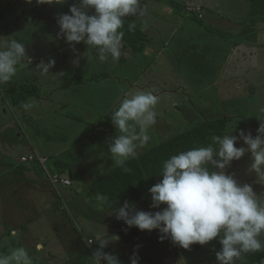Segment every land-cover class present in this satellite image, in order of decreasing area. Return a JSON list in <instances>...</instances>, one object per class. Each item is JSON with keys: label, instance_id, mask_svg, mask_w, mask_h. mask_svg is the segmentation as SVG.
I'll return each instance as SVG.
<instances>
[{"label": "rangeland", "instance_id": "1", "mask_svg": "<svg viewBox=\"0 0 264 264\" xmlns=\"http://www.w3.org/2000/svg\"><path fill=\"white\" fill-rule=\"evenodd\" d=\"M73 4L79 6V0L51 5L0 0V47L11 38L20 39L31 59L30 64L23 61L12 81L0 85V252L24 246L34 264H94L91 258L99 245L89 246L86 239L105 228L119 240L104 251L121 264H130L134 251L139 264H217L216 252L222 247L218 238L187 258L170 239L161 242L158 230L128 228L117 220L115 209L125 200L137 210L166 207H150L148 190L160 181L141 184L138 201L121 195L103 204L88 186L92 177L116 165L112 160L98 169L92 162L108 151L110 139L118 134L111 113L125 95L136 91L158 97L156 124L149 130L152 139L138 155L201 123L222 119H228L227 130L237 135L239 130L251 131L255 137L264 113V0H142L146 15L127 16L125 21L135 20L141 29L146 19L143 31L154 36V42L139 53L123 45L118 61L109 57L105 62L95 51L87 52L84 43L70 45L58 38V18L70 14ZM188 5L201 10L190 11ZM85 11L94 14V9ZM249 20H257L247 34L256 55L239 62L237 53L232 56L221 44L246 40L235 31L253 22ZM245 47L250 48L249 43ZM77 57L78 65L73 63ZM49 60L55 65L42 74L37 65ZM245 67H252L251 72ZM23 84L37 90L13 106L10 93ZM25 103L32 106L25 109ZM236 146L246 147L243 141ZM26 156L34 159L23 162ZM252 162L246 152L226 171L239 183L251 184L259 196L264 185L249 171Z\"/></svg>", "mask_w": 264, "mask_h": 264}, {"label": "clouds", "instance_id": "2", "mask_svg": "<svg viewBox=\"0 0 264 264\" xmlns=\"http://www.w3.org/2000/svg\"><path fill=\"white\" fill-rule=\"evenodd\" d=\"M25 2L31 4L33 0ZM65 2L35 0L36 4L49 5ZM88 8L94 9V14L89 15L85 11ZM69 12L58 18V38H64L70 45L84 43L88 46L87 52L95 51L99 61L105 62L109 57L118 61L122 55L125 17L142 18L146 8L142 0H79V6L73 4ZM141 24L142 31L148 27L146 19ZM136 27L135 20L128 23L130 32ZM25 60L31 63L20 39L11 38L6 46L0 47V85L12 81ZM73 63L78 65L79 57ZM54 65L55 60H49L41 62L37 69L47 74ZM157 104L158 97L153 92L136 91L125 95L110 115L118 134L110 139L108 151L114 164L125 172H131L124 167L125 162L137 158L138 150L152 139L149 130L156 124ZM31 106L24 105L25 109ZM232 131L213 135L207 146L181 151L163 161L159 173L162 180L148 191L151 208L166 207L155 212L137 210L125 200L115 209L116 219L128 228L158 230L161 242L170 239L183 249L193 244L203 246L218 238L222 247L216 252L217 264H237L246 254L264 253V194L258 196L251 184L239 183L234 173L226 171L234 160L250 152L253 162L249 171L255 172L256 182L264 185V122L260 123L255 137L251 131L239 130L238 135H232ZM239 141L246 147H237ZM97 199L108 202L103 194H97ZM11 235L15 237L16 231ZM117 240L119 236H109L105 228L89 235L86 243L99 245L91 258L94 264L102 261L121 264L116 255L104 251L110 242ZM0 264H34V261L26 247L18 246L7 253L0 252ZM130 264H139L135 251Z\"/></svg>", "mask_w": 264, "mask_h": 264}, {"label": "trees", "instance_id": "3", "mask_svg": "<svg viewBox=\"0 0 264 264\" xmlns=\"http://www.w3.org/2000/svg\"><path fill=\"white\" fill-rule=\"evenodd\" d=\"M247 1L250 3L256 2V0ZM128 23L125 21L122 29L125 33L123 45L130 48L133 53L144 51L151 43V38L137 27L135 31L130 32ZM36 90L37 88L34 85L23 84L18 91L10 93L11 104L19 106L25 99L33 95ZM227 123L228 119L204 122L175 137L166 139L140 154L137 158L127 160L124 167L130 168V173L125 172L122 167L116 166L96 178L89 184L88 188L96 197L97 194L105 195L108 198L107 203L118 199L121 195L130 201H138L142 197L141 184L147 181L162 180V176L159 173L164 160L193 147L207 146L211 143V136L223 135L227 131ZM201 248V245L193 244L189 249L182 250V256L187 258L194 256ZM242 261L244 264H264V253L246 254Z\"/></svg>", "mask_w": 264, "mask_h": 264}, {"label": "crops", "instance_id": "4", "mask_svg": "<svg viewBox=\"0 0 264 264\" xmlns=\"http://www.w3.org/2000/svg\"><path fill=\"white\" fill-rule=\"evenodd\" d=\"M245 1H247V0H245ZM247 2H249V1H247ZM231 24H234V22L233 21H231V20H228ZM249 21H253V22H251V23H249L248 21L247 22H245L244 23V25H245V28H244V25H241V27H240V29L239 30H237V31H235L236 33V35H238V36H240V35H245V38H246V40H241V41H237V43L236 44H233L232 43V41H230V40H227V42H223L221 45L225 48V50H228V49H230L231 50V53H233V55L232 56H234V54L235 53H237V56H236V59L237 60H239V62L241 61V60H247V61H251V58H252V56H254V55H256V53L252 50V49H254V47L251 45V44H253L252 43V39L249 41V40H247V34H250L251 33V31H253L254 30V28H252V27H249V24H251L252 26H254V22H256L257 20H249ZM260 22H257V24H259ZM260 25H262V24H260ZM228 32H230L229 30H228ZM232 33H233V31H232ZM232 35V40H234V36H233V34H231ZM251 35V34H250ZM151 38V43L152 42H154L153 40H154V36H152V37H150ZM256 41V40H255ZM150 43V44H151ZM246 43H249V46H250V48H247V47H245V45H246ZM149 44V45H150ZM245 49H247V50H245ZM226 53H227V51H226ZM229 53H227V59H228V57H229ZM245 68H247V71H246V69H243V70H245V72H251L250 70H251V68L252 67H245ZM254 70H256V69H254ZM262 120H264V113H263V111H262ZM263 122V121H262ZM230 130V129H229ZM229 130H227V131H229ZM232 135H237V133L235 132V131H232V133H231ZM161 143V142H160ZM146 150V149H145ZM147 150H149V149H147ZM146 150V151H147ZM145 151V152H146ZM98 152L99 151H97V153H95V155L96 154H98ZM103 154V155H102ZM102 154H101V156H99L97 159H94V161L92 162V164L94 165V166H96L98 169L99 168H102L103 167V165L102 164H104V163H106V162H112V159H111V154L109 153V151H103L102 152ZM139 156V155H138ZM102 163V164H101ZM111 166V165H110ZM114 168V167H113ZM111 170V169H110ZM108 172V171H107ZM96 178L95 177H92V180L90 181V183L91 182H93L94 180H95ZM133 234H137V230H135V231H133ZM103 263V262H102ZM103 264H105V263H103ZM209 264V263H208Z\"/></svg>", "mask_w": 264, "mask_h": 264}, {"label": "built area", "instance_id": "5", "mask_svg": "<svg viewBox=\"0 0 264 264\" xmlns=\"http://www.w3.org/2000/svg\"><path fill=\"white\" fill-rule=\"evenodd\" d=\"M191 7H194V6L188 5V9H189L190 11H197V12H199V11L201 10L200 8L192 9ZM32 159H34L33 156H26V157H24V158L22 159V161H23V162H27V161H31ZM54 182H57V181H56V177L54 178ZM62 182H63L65 185H69V184H71L69 180H62ZM149 236H152V235L149 234ZM93 244H94V243H93ZM93 244H92V245H93Z\"/></svg>", "mask_w": 264, "mask_h": 264}]
</instances>
